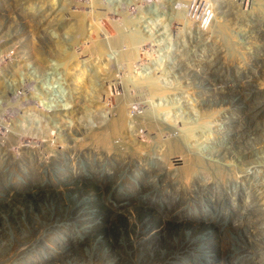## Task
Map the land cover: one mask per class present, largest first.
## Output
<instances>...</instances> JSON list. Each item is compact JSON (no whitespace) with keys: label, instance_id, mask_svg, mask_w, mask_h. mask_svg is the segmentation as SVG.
<instances>
[{"label":"rangeland","instance_id":"374dc122","mask_svg":"<svg viewBox=\"0 0 264 264\" xmlns=\"http://www.w3.org/2000/svg\"><path fill=\"white\" fill-rule=\"evenodd\" d=\"M0 75V264H264V0H0Z\"/></svg>","mask_w":264,"mask_h":264},{"label":"built area","instance_id":"2783aa9c","mask_svg":"<svg viewBox=\"0 0 264 264\" xmlns=\"http://www.w3.org/2000/svg\"><path fill=\"white\" fill-rule=\"evenodd\" d=\"M11 70H20V68L13 62V68ZM23 80L24 78L21 79V81ZM10 91L11 90H7L6 87H4V80H0V94H2V101L0 102V115L4 112L9 114L10 124L4 127L5 132H8L9 134L11 132V127L16 123H21L20 121L23 120L22 111L19 110L20 101H28V99H21V96L17 95L14 91L13 93ZM30 98H32V95Z\"/></svg>","mask_w":264,"mask_h":264},{"label":"bare ground","instance_id":"6f19581e","mask_svg":"<svg viewBox=\"0 0 264 264\" xmlns=\"http://www.w3.org/2000/svg\"><path fill=\"white\" fill-rule=\"evenodd\" d=\"M2 75H3V74H2ZM2 75H0V76H2ZM9 77H10V76H9ZM5 79H6V77H5ZM23 81H25V79H24ZM4 87H5V80H4ZM6 89H7V87H6ZM7 90H9V89H7ZM22 115H23V111H22ZM119 119H120V118H119ZM121 123H122V122H121ZM14 126H15V125H14ZM14 126L11 127V129H10V131H11L10 134L13 133L14 130H16V128H14ZM109 134H110V133H109ZM6 150H7V149H6ZM184 159H186V160L188 161V163H185V165H183L182 167H183V170L185 171L186 177L188 178V176H191L192 173L195 171V168L192 167V166H194V165L191 164L192 157H191L190 155L185 156Z\"/></svg>","mask_w":264,"mask_h":264},{"label":"trees","instance_id":"16d2710c","mask_svg":"<svg viewBox=\"0 0 264 264\" xmlns=\"http://www.w3.org/2000/svg\"><path fill=\"white\" fill-rule=\"evenodd\" d=\"M13 221H14V217H13Z\"/></svg>","mask_w":264,"mask_h":264}]
</instances>
